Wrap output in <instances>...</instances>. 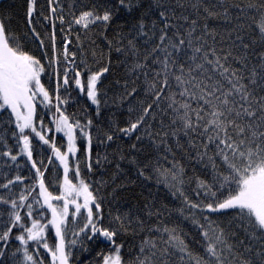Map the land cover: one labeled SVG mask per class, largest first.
Returning a JSON list of instances; mask_svg holds the SVG:
<instances>
[{
    "label": "snow or ice",
    "instance_id": "1",
    "mask_svg": "<svg viewBox=\"0 0 264 264\" xmlns=\"http://www.w3.org/2000/svg\"><path fill=\"white\" fill-rule=\"evenodd\" d=\"M54 2L48 0L50 16L56 15V8L52 7ZM35 3L36 0H27L29 24ZM140 9L143 11L134 18V23L125 20L118 25L120 30L115 32L113 39H107L105 31L101 32L107 40L109 52L115 51L123 57L119 64L124 68V79L115 81L121 90L113 102L127 101L129 105L126 125L115 127L114 133H105L106 141L118 138L116 133L128 138L135 136L129 149L144 153L147 146L149 154L156 153L155 161L148 159L141 165L137 157L129 159L121 149L116 152L120 160L129 159L141 177L150 179L145 170L151 168L157 182H165L174 189L173 195L182 197L190 211L198 209L201 214L204 210L226 214V210H231L233 215L227 224L212 221L207 216H203L206 223H199L195 213L184 217L192 219L203 229L202 240L198 241L203 247L200 253L189 247L178 224L172 227L147 226L138 216L133 221L132 215L125 213L114 217L118 229L104 227L100 198L82 177L79 167L75 171L76 182L69 178V160L78 151V134L86 139L85 154L91 159L92 135L85 129L92 125V121L86 125L79 120L73 123L59 106L56 107L55 130L66 137L67 151L62 152L54 140L51 142L53 155L64 172L59 194L53 195L46 186L45 173L33 159L30 135L25 134V130L30 129L44 145L50 143L33 123L37 98H42L41 103L50 105L52 102L49 91L41 83L45 66L41 59L23 50L17 37L0 20V109H10L15 117L20 147L15 155L7 151L0 155L10 157L13 162L18 156H26L35 169L33 189L37 186L39 189L38 193L24 189L18 198L0 196V203L10 205L8 220L0 228V243L8 245L14 228L19 227L21 231L15 240L25 246L26 261L42 264L28 251V242L32 241L50 254L51 264H69L71 246L77 240H67L66 226L69 219L76 221L86 213L85 223L73 236L85 234L89 241L101 237L109 242L115 251L104 256L103 264H122V245L115 242L120 231L131 232L134 237L147 232L139 241L137 254L130 264H264V0L249 3L244 0H104L102 4L81 11L78 16L73 14L69 31L73 24L86 31L96 25H102L106 30L122 10L131 16ZM232 9L236 10L235 15ZM246 10H258L259 13L247 26L244 21ZM58 19L61 24L65 23L63 16ZM212 21H223L226 26H213ZM32 32L35 34V28ZM51 40L53 56L48 57L50 65L59 62L54 33ZM77 40L79 42V36ZM69 43L66 38L63 55L65 60L72 56L69 63L74 70L78 66L75 53H68ZM111 65L109 59L100 71H91L87 66L74 71L76 87L86 93L93 105H97L98 115L99 97L106 95L98 85ZM82 75H87L86 81H82ZM71 82L69 68H65L63 85ZM59 88L58 83L57 91ZM134 94L135 98L130 100ZM56 99L60 104L66 102L59 95ZM109 120L112 121L110 127H114L115 121L112 117ZM13 136L17 133L14 132ZM177 149L211 168V184L195 178L198 194L199 189H203L205 199L210 202L194 203L181 190L184 166L176 159ZM169 154L173 157L169 162L171 166L164 168L160 161H167ZM102 160L106 161L107 156ZM102 160L98 159L97 163ZM88 167L91 171L92 165ZM23 179L17 175L14 180L0 184V188L9 189ZM222 189L227 190L228 195L220 199ZM29 197H33L35 204L42 200L50 210L51 219L47 225L34 218L33 203H26ZM70 206L74 211L70 212ZM24 207L28 209L26 215L30 226L19 211ZM178 211L183 215L184 208ZM161 214L159 211L147 212L149 217ZM48 225L55 232L54 245H50L45 236ZM86 230L92 235H87ZM4 251L0 247V255H4Z\"/></svg>",
    "mask_w": 264,
    "mask_h": 264
},
{
    "label": "trees",
    "instance_id": "2",
    "mask_svg": "<svg viewBox=\"0 0 264 264\" xmlns=\"http://www.w3.org/2000/svg\"><path fill=\"white\" fill-rule=\"evenodd\" d=\"M114 2V0H113ZM245 3L251 0H244ZM104 0H55L52 7L56 8V15L50 16V6L48 0H36L35 11L31 17V24H29V17L27 16V0H0V20H3L6 29L17 37L18 42L21 44L24 51L41 59V63L45 66V73L41 74V83L49 91L51 96V104H45L35 101L36 115H34L33 123L37 131L42 133L53 126L54 105L56 101L61 111L70 117L71 122L79 120L82 125H86L89 120L92 125L86 128L92 135L91 145V159L89 160L85 154L87 141L80 138L76 141L78 151L74 158L70 160L69 165V178L73 179L75 183V171L79 167L82 177L91 186L94 194L100 198L101 209L100 214L103 220L104 227H111L118 229V222L114 217L130 213L133 221L138 216L144 220L147 226L157 224L159 226L179 225L184 233V238L189 247L195 252L200 253L203 247L198 241L202 240L203 229L194 224L192 219H185V216L191 217L195 213L196 219L199 223H206L203 216L209 217L212 221H217L222 224H227L228 220L233 215L231 210H226V214L220 212L211 213L204 210L203 214L198 209L189 210L182 197L178 194L173 195L174 189L166 186L165 182H157V176L151 168L145 170V174L151 176L150 179H145L138 174L137 167L129 163V159L133 156L137 157L140 164L143 165L148 159L155 161L156 153L153 151L149 154V149L145 147L144 153H137L135 150H130L129 145L135 140V136L128 138L123 134L116 133L117 137L113 141H106L105 133L115 132V127H124L128 119V102L123 103L114 101L117 93L121 90L115 81L124 79V68L119 64L123 57L115 51L109 52L107 40L102 31H105L107 39H113L116 31L120 28L118 25L122 24L125 20L129 24L134 23V18L137 17L140 11L133 12L131 16L121 11L118 18L113 22L112 26L103 29L102 25H96L89 30H84L81 26L72 25L69 31V24L73 19V14L79 15L81 11L93 7L95 4H102ZM235 15L236 10H231ZM258 16V10L249 12L246 10L244 21L246 26L252 23L253 16ZM63 16L65 23L61 24L58 17ZM45 17H50L46 20ZM213 26L224 28L226 26L223 21L210 22ZM231 26V25H227ZM35 28V34L32 32ZM127 31V28L123 29ZM55 34L56 48L59 50L57 59L58 63L50 65L48 57L53 56L52 40L51 37ZM38 34V38L37 35ZM79 36V42L77 37ZM70 42L68 44V53H75V63L78 67L74 70L70 67L69 59L65 60L63 52L65 48V39ZM43 41V47L41 46ZM95 53V55H93ZM111 60L112 65L110 71L106 73L99 83L98 87L106 93L101 95L100 114H97V105H93L82 93L74 83V71L80 70L87 66L91 71H100ZM83 61V63H81ZM69 68V78L72 82L65 86L63 85L64 69ZM87 75H82V81H86ZM60 88L57 91V84ZM59 95L60 98L66 101L60 104L56 99ZM130 97L129 99H134ZM41 100V98H39ZM107 100L108 103H103ZM115 121V126L110 127L112 121ZM49 127V128H48ZM46 130V131H47ZM17 136H13V133ZM25 134H29L33 146V159L37 163V167L45 173V182L48 190L53 195L59 194V184L61 180V170L56 163L54 156L52 162L49 163L51 142L44 145L39 139H36L34 133L30 129L25 130ZM19 131L16 128L15 118L11 114L10 109H0V153L10 152L15 155L20 151L18 144ZM50 139V138H49ZM60 141L59 136L56 137ZM101 141H105L101 143ZM61 142V141H60ZM59 144V142H58ZM117 149H121L124 155L129 159L120 160ZM176 151V159L184 166V184L182 191L196 203L204 201L210 202L205 199L204 190L199 189L197 192L196 177L209 184L212 183L213 174L211 168H206L204 165L198 163L194 159L185 156L179 149ZM161 155H164L161 152ZM107 156V160L103 161L102 158ZM101 159V163L97 160ZM173 157L169 154L168 160L160 161V165L164 168L171 166L169 163ZM119 163V170L117 164ZM219 163V161H218ZM92 165L91 171L88 165ZM19 165V168L16 167ZM20 175L23 177L22 182H15L9 189L0 188V196L6 198H18L21 191L24 189L33 190L38 193V186L33 189L35 183V169L31 167V163L27 157L22 155L18 156L15 162L10 160V157L0 155V184H5L9 179L15 178ZM191 178V179H190ZM98 189V191H97ZM216 191V188H213ZM223 193L220 199L228 195L227 190H221ZM26 194V193H25ZM38 198V197H37ZM26 203H33L34 218L40 219L42 224L47 225L48 220L51 219V212L46 205H43L41 200L40 204H35L33 197H29ZM53 203H57L53 201ZM62 203V202H61ZM147 205V207H145ZM181 207L184 208L183 215L178 211ZM10 205L0 203V228H3L4 223L8 220V212ZM161 212L159 216L147 215V212ZM19 211L25 216V222L30 226V220L27 217L28 209L26 207L20 208ZM95 211V210H94ZM43 215H40V213ZM85 223V219H77L69 222L66 226L67 240L76 239L77 243L71 246L72 255L69 258L70 264H103V258L111 249L103 244L101 240L96 237L89 241L85 234L79 237H74L73 233L78 231ZM20 228L16 227L11 234V239L8 245L0 243V247L5 249L4 255H0V264H32L30 261L24 259L23 247L19 241L15 240V236L19 234ZM138 231V229H137ZM87 232V231H86ZM87 235H92L87 232ZM147 235V232H140L138 236L134 237L131 232L125 234L123 231L115 237V242L122 245L120 255L122 264H130V261L136 256L138 251L139 241ZM153 235H159L153 233ZM45 236L50 245L56 242L54 229L48 225ZM28 251L33 255L34 259L42 264H51L50 254L43 248L38 247L34 242H28ZM21 249L17 251V249ZM113 249V247H112Z\"/></svg>",
    "mask_w": 264,
    "mask_h": 264
},
{
    "label": "rangeland",
    "instance_id": "3",
    "mask_svg": "<svg viewBox=\"0 0 264 264\" xmlns=\"http://www.w3.org/2000/svg\"><path fill=\"white\" fill-rule=\"evenodd\" d=\"M85 95H86V93H85ZM87 97V96H86ZM39 98L40 97H38L37 98V100H38V102H40L41 100H39ZM42 99V98H41ZM36 100V101H37ZM53 105H54V117H53V120L55 121V116H56V107L58 106V104L56 103V101L53 103ZM37 113L35 112V114L34 115H36ZM15 118V117H14ZM34 118V117H33ZM53 121V126L51 127V128H49L47 131L45 130V132L44 133H42L43 135H45V138L46 139H49L50 140V142H52L53 140H54V142H55V146L57 147V148H60V150L62 151V152H65V151H67V139H66V137L64 136V134L63 133H58V132H56V130H55V122ZM34 136H35V134H34ZM57 136H59V138H60V141H57V139H56V137ZM35 138L36 139H39L38 137H36L35 136ZM30 140H31V138H30ZM58 142H59V144H58ZM50 156H54L53 155V151H52V146H51V150H50ZM75 157V156H74ZM74 157H70V160L72 159V158H74ZM55 158V157H54ZM56 160V159H55ZM70 160H69V165H70ZM56 163H57V165L59 166V168H60V170H61V179L63 180V175H64V172H63V166L62 165H60V163H59V161L58 160H56ZM61 180V181H62ZM71 211H74V208L73 207H71L70 206V212ZM85 217H86V213H84L83 215H80L77 219H85ZM87 231V230H86ZM88 232V231H87ZM99 238V237H98ZM111 249V251H109L106 255H111V254H113L114 253V251H115V249L113 248H110ZM70 264V263H69Z\"/></svg>",
    "mask_w": 264,
    "mask_h": 264
},
{
    "label": "water",
    "instance_id": "4",
    "mask_svg": "<svg viewBox=\"0 0 264 264\" xmlns=\"http://www.w3.org/2000/svg\"><path fill=\"white\" fill-rule=\"evenodd\" d=\"M30 162V161H29ZM31 163V162H30ZM99 239L101 240V242L103 243V244H105V245H107L109 248H112V245L109 243V242H107V241H105L103 238H101V237H99Z\"/></svg>",
    "mask_w": 264,
    "mask_h": 264
}]
</instances>
